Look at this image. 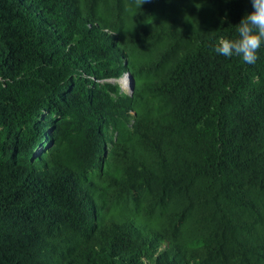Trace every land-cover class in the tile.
I'll list each match as a JSON object with an SVG mask.
<instances>
[{
	"label": "trees",
	"instance_id": "16d2710c",
	"mask_svg": "<svg viewBox=\"0 0 264 264\" xmlns=\"http://www.w3.org/2000/svg\"><path fill=\"white\" fill-rule=\"evenodd\" d=\"M195 1L0 0V264H264V52Z\"/></svg>",
	"mask_w": 264,
	"mask_h": 264
},
{
	"label": "clouds",
	"instance_id": "9594fccd",
	"mask_svg": "<svg viewBox=\"0 0 264 264\" xmlns=\"http://www.w3.org/2000/svg\"><path fill=\"white\" fill-rule=\"evenodd\" d=\"M251 11L235 24V35L221 36L213 52L225 58L237 57L245 65H254L264 52V0H249Z\"/></svg>",
	"mask_w": 264,
	"mask_h": 264
},
{
	"label": "rangeland",
	"instance_id": "374dc122",
	"mask_svg": "<svg viewBox=\"0 0 264 264\" xmlns=\"http://www.w3.org/2000/svg\"><path fill=\"white\" fill-rule=\"evenodd\" d=\"M174 4L172 8H165V15H173L182 17L184 21L189 20H199V17H205L209 13V9L205 5H200L199 2L195 0H173ZM122 87L125 91H130V80L127 77H123L120 80ZM41 151V148H38L35 151V156H37Z\"/></svg>",
	"mask_w": 264,
	"mask_h": 264
},
{
	"label": "water",
	"instance_id": "95a60500",
	"mask_svg": "<svg viewBox=\"0 0 264 264\" xmlns=\"http://www.w3.org/2000/svg\"><path fill=\"white\" fill-rule=\"evenodd\" d=\"M130 82H131V85H130V92H131L132 91V82H133L131 77H130Z\"/></svg>",
	"mask_w": 264,
	"mask_h": 264
}]
</instances>
